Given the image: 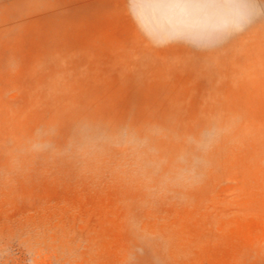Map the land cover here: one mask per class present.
<instances>
[{"label":"rangeland","instance_id":"1","mask_svg":"<svg viewBox=\"0 0 264 264\" xmlns=\"http://www.w3.org/2000/svg\"><path fill=\"white\" fill-rule=\"evenodd\" d=\"M0 264H264V0H0Z\"/></svg>","mask_w":264,"mask_h":264},{"label":"clouds","instance_id":"2","mask_svg":"<svg viewBox=\"0 0 264 264\" xmlns=\"http://www.w3.org/2000/svg\"><path fill=\"white\" fill-rule=\"evenodd\" d=\"M190 175L194 178L195 177V172H194V169L193 170H191V172H190Z\"/></svg>","mask_w":264,"mask_h":264}]
</instances>
